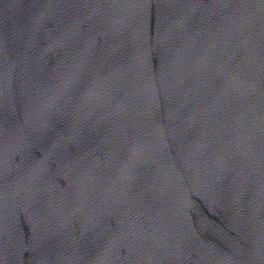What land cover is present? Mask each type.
Here are the masks:
<instances>
[{
    "label": "water",
    "instance_id": "obj_1",
    "mask_svg": "<svg viewBox=\"0 0 264 264\" xmlns=\"http://www.w3.org/2000/svg\"><path fill=\"white\" fill-rule=\"evenodd\" d=\"M0 264H264V0H0Z\"/></svg>",
    "mask_w": 264,
    "mask_h": 264
}]
</instances>
